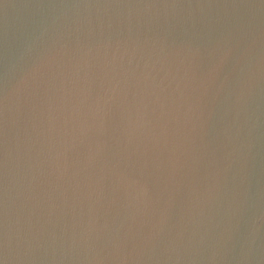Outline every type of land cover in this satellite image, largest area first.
I'll use <instances>...</instances> for the list:
<instances>
[{"label": "water", "instance_id": "water-1", "mask_svg": "<svg viewBox=\"0 0 264 264\" xmlns=\"http://www.w3.org/2000/svg\"><path fill=\"white\" fill-rule=\"evenodd\" d=\"M0 264H264V0H0Z\"/></svg>", "mask_w": 264, "mask_h": 264}]
</instances>
